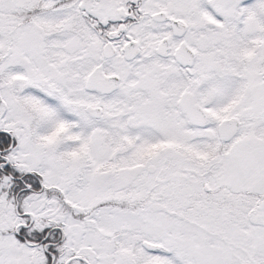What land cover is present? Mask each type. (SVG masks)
I'll return each mask as SVG.
<instances>
[{
	"label": "snow or ice",
	"instance_id": "1",
	"mask_svg": "<svg viewBox=\"0 0 264 264\" xmlns=\"http://www.w3.org/2000/svg\"><path fill=\"white\" fill-rule=\"evenodd\" d=\"M0 264H264V0H0Z\"/></svg>",
	"mask_w": 264,
	"mask_h": 264
}]
</instances>
